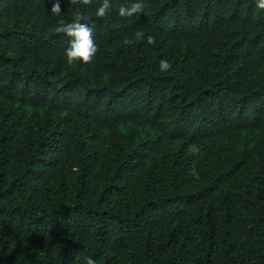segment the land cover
Instances as JSON below:
<instances>
[{"label": "trees", "instance_id": "1", "mask_svg": "<svg viewBox=\"0 0 264 264\" xmlns=\"http://www.w3.org/2000/svg\"><path fill=\"white\" fill-rule=\"evenodd\" d=\"M100 2L0 0V264H264V9Z\"/></svg>", "mask_w": 264, "mask_h": 264}, {"label": "clouds", "instance_id": "2", "mask_svg": "<svg viewBox=\"0 0 264 264\" xmlns=\"http://www.w3.org/2000/svg\"><path fill=\"white\" fill-rule=\"evenodd\" d=\"M112 0H101L99 6L96 8V16L105 17L111 7ZM256 6L264 9V0H256ZM144 8L143 0H129V4H122L119 8V14L124 17H131L135 14L141 13ZM53 12H61L59 4H55L52 8ZM58 32L64 33L69 37L68 47L65 49V56L69 63L77 61L86 63L92 60L97 52V44L93 38V28L87 22H81L79 16L70 22H61L57 27ZM151 43L154 41L153 37H148ZM125 43H131V40H126ZM161 71L169 69L170 64L168 59H161L159 62ZM87 264H95L94 259L88 258Z\"/></svg>", "mask_w": 264, "mask_h": 264}]
</instances>
